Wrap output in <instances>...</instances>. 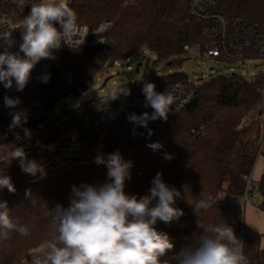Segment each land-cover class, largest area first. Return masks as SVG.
<instances>
[{
    "label": "trees",
    "instance_id": "trees-1",
    "mask_svg": "<svg viewBox=\"0 0 264 264\" xmlns=\"http://www.w3.org/2000/svg\"><path fill=\"white\" fill-rule=\"evenodd\" d=\"M31 2L0 0V9L12 20L20 21L30 13ZM69 7L76 13L79 26L86 25L92 31L105 21L113 22V26L103 35H93L86 45L63 46L61 57L50 66V82L45 89L49 111L67 95L87 93L104 67L142 53L156 57L154 66L166 64L168 71H176L167 77L149 76L156 88L186 81L187 75L180 72L181 61L176 60L187 55L185 46L206 42L202 32L204 24L190 15L189 0H70ZM212 11L230 19L247 18L258 25L264 37V0H223ZM56 26L59 29V25ZM101 37L105 38L104 43L97 42ZM65 72L71 74L69 82H63ZM262 88L260 77L247 80L238 75L215 76L199 91L187 110L157 135L120 147L118 139L110 140L105 158L119 152L125 162L132 164L127 193L147 194L157 173L182 193L176 206L183 210L184 216L171 224L158 222L156 225L174 244L162 260L175 263L173 257L195 246L202 233L197 227L200 220L208 226L227 223L242 241L248 264H264V235L245 225L242 206L218 200L221 193L245 196L249 190L246 178L253 177L259 157H264L263 123L261 129L248 123L261 102ZM122 89H129V85L119 90ZM9 123L10 118L0 117V131ZM152 143H159L162 148L154 151L148 146ZM166 153L171 159L165 158ZM5 156L0 150V162ZM0 171L11 177L16 189L14 193L7 189L0 191V203H6L10 214L20 223L31 226L28 236L13 233L10 240L0 242V264H32L31 252L54 234L48 208L63 204L73 186L97 185L107 179L105 165L76 169L36 185L26 181L18 160L0 163ZM257 183L262 197L257 207L264 212V173ZM202 191L210 196L213 204L197 216L191 205Z\"/></svg>",
    "mask_w": 264,
    "mask_h": 264
},
{
    "label": "clouds",
    "instance_id": "clouds-1",
    "mask_svg": "<svg viewBox=\"0 0 264 264\" xmlns=\"http://www.w3.org/2000/svg\"><path fill=\"white\" fill-rule=\"evenodd\" d=\"M19 2L23 4L24 0ZM69 3L70 0H32L30 13L19 26L0 17V49H3L0 51V84L5 89L23 92L36 65L42 59H54V51L68 47V42L77 35V16ZM14 30L22 33V43L16 52L10 50L15 43ZM49 80V74L40 77L41 83ZM121 94L128 95V89L120 90L115 98ZM142 94L144 106L153 111L130 114L129 121L146 129L151 121H167L174 104L173 94L156 91L153 83H144ZM21 103L19 98H4L11 118L8 132L17 140L20 139L15 131L18 128L25 138H31V130L24 127L28 115L20 108ZM148 134H153L151 129ZM148 146L154 151L162 148L159 143ZM165 158L171 159V156L166 153ZM12 160H18L26 174L44 175L43 168L37 162L29 161L22 147H8L2 162ZM95 163L106 166L107 179L97 185L73 186L66 206L56 203L48 208L54 234L43 242V256H34L32 264H172L161 258L174 248V244L156 225L158 222L171 224L184 216L183 210L176 206L182 193L157 173L147 194H129L126 185L132 179L131 162H125L120 153L115 152L106 158L98 155ZM4 189L16 191L11 177L0 171V191ZM212 204L210 196L202 191L191 206L198 216ZM10 213L7 204L0 203V242L10 240L13 233L30 234L31 226L20 223ZM197 227L202 233L195 246L187 247L173 257L175 264H248L242 241L227 223L208 226L198 220Z\"/></svg>",
    "mask_w": 264,
    "mask_h": 264
},
{
    "label": "built area",
    "instance_id": "built-area-1",
    "mask_svg": "<svg viewBox=\"0 0 264 264\" xmlns=\"http://www.w3.org/2000/svg\"><path fill=\"white\" fill-rule=\"evenodd\" d=\"M222 2L223 0H189L190 15L204 24L202 32L206 37V42L187 45L184 49L188 55L197 57L204 76L196 82L188 79L167 83L156 88V91L161 93L170 91L174 96V104L167 121L149 122L148 129L152 130V135L148 134V129L135 125L128 119L130 114L141 115L153 111L150 107L144 106L145 97L142 94L144 83H150L149 78L143 83L135 81L129 84L128 95L121 94L115 98L120 90L103 95L95 94L75 109L61 114L55 113L54 108L49 111V100L45 89L50 80L48 83H41L40 77L42 74H49L50 66L61 57L63 47L54 51V59H42L36 65L23 92H17L15 88L5 89L0 84V117L10 118V110L4 105V98L7 96L21 100L20 108L27 112L28 123L44 120L42 124L30 128V139L25 138L24 134H19L20 139L17 140L13 133L8 132V126L5 128L7 130L5 142L10 143L11 147H22L27 159L38 160L37 163L43 168V176L38 174L33 177L24 173L26 181L30 185H36L42 181L62 177L76 169L95 167L98 165L95 163V158L98 155L107 154L111 139H118V147L147 141L149 137L160 133L187 110L199 91L215 76L220 75V71H216V68L223 63H236L243 66V69L247 71L242 77L244 79L254 80L260 77L263 80L262 99L252 114L261 116L264 127V71L254 76L251 70L252 63L264 60V37L258 25L247 18L230 19L221 13L212 11ZM0 17L6 18L16 26L21 25L23 20H12L1 9ZM112 26L113 22L105 21L92 31L88 26L80 25L77 35L68 42V46L86 45L93 35H103ZM12 37L15 43L10 50L16 52L22 43L21 31L14 30ZM97 42L104 43L105 38L101 37ZM119 63L114 65L119 66ZM71 78V74L66 72L64 80L69 82ZM123 115H125L124 119ZM118 126L120 128L117 131L115 128ZM246 180L249 190L245 196L256 204L259 184L254 183L249 177ZM43 252L42 249L38 256H43ZM172 264L175 263L172 261Z\"/></svg>",
    "mask_w": 264,
    "mask_h": 264
},
{
    "label": "rangeland",
    "instance_id": "rangeland-1",
    "mask_svg": "<svg viewBox=\"0 0 264 264\" xmlns=\"http://www.w3.org/2000/svg\"><path fill=\"white\" fill-rule=\"evenodd\" d=\"M148 61H150L149 65H148ZM155 61H156V57H154L153 55H150L149 53H142L138 57H132L127 61L119 63V66L114 65L112 67H108V66L104 67L98 73V75H96L95 78L93 79L90 90L87 93L80 96H73V95L65 96L64 98L59 100L55 105L54 107L55 113L61 114L68 110L75 109L81 106L84 102L94 97L95 94L103 95V94L112 93L121 88L127 87L129 84H132L135 81H139L142 83L146 82L149 76H154L155 78L162 76L167 77L169 75H173L176 73L175 70L168 71L166 69V64H160L159 66H154ZM176 61L178 62L181 61L182 66L180 68V72H184L189 80L196 82L203 78L204 75L202 72V68L195 55L187 54L177 59ZM243 68H244L243 66L236 63H223L220 66H217L216 71H220L219 74L222 76L238 75L240 77H243L247 73V71ZM251 70H252V75L254 76L263 72L264 60L258 63H252ZM65 73L63 74V82H66L64 80ZM109 77L110 80L108 81L106 87L101 89L100 87L102 85V82H104V80ZM122 118L124 119L125 115H123ZM119 128L120 126H118L115 129L118 131ZM5 134L7 135L6 129L0 131V145H2L0 146V150L3 153H7L6 151L8 150V147H11L10 143L5 142L6 138H3L5 137ZM45 182L47 181H42L39 182L38 184H42ZM256 196H257V201H259L260 203L262 201L261 195L259 193H256ZM67 198L68 197L64 198L63 205H66L68 203ZM252 206L258 208L257 203ZM249 209H250L249 206H247L248 211ZM41 251H42V245L34 249L31 252V254L33 257L38 256Z\"/></svg>",
    "mask_w": 264,
    "mask_h": 264
},
{
    "label": "crops",
    "instance_id": "crops-1",
    "mask_svg": "<svg viewBox=\"0 0 264 264\" xmlns=\"http://www.w3.org/2000/svg\"><path fill=\"white\" fill-rule=\"evenodd\" d=\"M249 125L254 127L262 128V118L261 116H253L249 121ZM264 173V157H259L254 172H253V182L257 183L260 181L262 175ZM218 200L222 203L240 205L244 209L245 213V225L256 230L260 234L264 235V212L259 208H256L250 199L246 196L237 197V196H227L224 193H221L218 197ZM247 206H249V211L247 210ZM247 213V215H246ZM247 216V217H246ZM264 245V241H263Z\"/></svg>",
    "mask_w": 264,
    "mask_h": 264
},
{
    "label": "water",
    "instance_id": "water-1",
    "mask_svg": "<svg viewBox=\"0 0 264 264\" xmlns=\"http://www.w3.org/2000/svg\"><path fill=\"white\" fill-rule=\"evenodd\" d=\"M110 80V77L105 79L102 86H101V89L105 88L108 81ZM44 122V120H41V121H36V122H29L27 124L24 125L25 128L27 129H30V128H33L34 126L38 125V124H42ZM17 133H19L20 135L24 134L23 131L21 129H16L15 130Z\"/></svg>",
    "mask_w": 264,
    "mask_h": 264
}]
</instances>
